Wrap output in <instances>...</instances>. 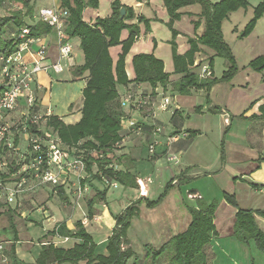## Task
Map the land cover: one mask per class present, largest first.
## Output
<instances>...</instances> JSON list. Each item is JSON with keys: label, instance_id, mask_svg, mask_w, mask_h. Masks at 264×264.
Masks as SVG:
<instances>
[{"label": "trees", "instance_id": "16d2710c", "mask_svg": "<svg viewBox=\"0 0 264 264\" xmlns=\"http://www.w3.org/2000/svg\"><path fill=\"white\" fill-rule=\"evenodd\" d=\"M163 1L170 17V26L182 17V9L195 5L201 7L200 15L190 14L197 20L192 21L196 35L188 39V51L184 55L176 54L173 58L176 74L183 75L181 80L173 84L170 81V75L165 71L164 62L152 54H139L133 58L135 77L133 80L129 79L126 68L127 56L141 36L140 24L144 23L146 29H149V22L142 16H137L132 7L123 5L119 0H112L111 14L106 18H98L94 24H89L84 20V11L86 8L98 9L99 0H61V9L67 12L66 32L70 39L80 41V48L85 57L84 64L74 69V75L76 77L86 76L87 84L83 90L80 121L67 125L59 117L52 115L46 119V126L58 135L63 144L70 147H78L82 144L81 148L92 152V155L86 156L90 184L95 181L102 184L101 176H104L126 189L139 187L137 177L132 172L134 167H127L122 171L111 167L119 161L115 151L119 148L117 145L121 144L120 131L124 111L120 104L118 90L120 87H128L130 84H148L154 90L158 87L166 90L171 85L174 91L182 95H189L192 89L210 92L218 81L215 78L201 79L199 74L190 71L197 55L206 50L213 52L215 57L218 56L228 61L230 70L223 77V81H231L237 72L231 49L223 38L222 23L232 12L246 8L248 6L246 0H220L215 4L210 0ZM35 3V0H0V11L6 4L15 7L7 11L5 15L0 14V58L17 52L20 44L18 36L23 29H30L32 37H41L52 31L51 27L38 20ZM123 9L126 14L122 18ZM263 16L264 1L256 8L255 18L246 27L242 37H247L256 22ZM133 21L137 23L130 24ZM202 22H204V29L198 35L197 31L202 26ZM124 31H127L129 35L127 39L122 40L121 36ZM172 31L174 36L178 35L176 31ZM173 46L175 49L174 43ZM116 47L121 48V53L114 66L110 50ZM214 56L209 57L208 60L212 62ZM249 66L255 72H263L264 56L252 61ZM1 71L0 62V95L4 90ZM196 134L193 133V135ZM15 143L17 144L18 141L16 140ZM173 183L174 180L165 186L164 193L158 201L150 202L147 199H140L115 217L116 226L107 246L108 255L96 254V244L91 235L87 233L82 221L76 223L74 230H70L65 223H62L48 236L68 237L80 241L81 244L70 250L56 248L53 244L44 246L41 248L42 252L36 264L68 262L72 264L82 262L84 264H129L132 259L136 261L137 257L128 239V230L131 228L132 221L139 215V207L142 204L149 209L157 207L168 195ZM96 192L95 198L88 203L87 219L89 221L95 217L94 205L106 201L108 189L96 190ZM58 194L63 197L62 191ZM224 199L227 204L238 209L232 236L245 244L254 242L256 248L264 254V232L257 226L256 221V216L264 218V211L239 209L235 197L229 194H225ZM197 200V207L188 209L191 222L186 232L174 236L158 251L147 248L148 256L169 258V264L211 263L209 249L211 241L217 236L215 214L218 203L214 201L208 204L202 199ZM1 233L12 236L9 238V241L13 243L9 252L11 263L22 264L14 250V244L18 241V233L13 218L10 226Z\"/></svg>", "mask_w": 264, "mask_h": 264}, {"label": "crops", "instance_id": "0c3cea01", "mask_svg": "<svg viewBox=\"0 0 264 264\" xmlns=\"http://www.w3.org/2000/svg\"><path fill=\"white\" fill-rule=\"evenodd\" d=\"M35 1L36 14H38L42 9L61 8V0ZM109 1L111 8L112 0ZM119 1L123 5L132 7L137 16L141 15L140 12L142 7L146 5V3H149V0ZM263 1L264 0H262V2ZM102 2L106 1L99 0L100 4ZM193 7L194 6L184 8L181 12L185 16L186 14L199 15L198 13L192 12ZM98 11L99 8H86L84 11V20L89 24H94V22L100 18ZM194 19H196V17H194ZM131 23L134 22H130V24ZM202 29H204V23L197 31L198 35L203 32ZM140 30L142 33L141 26ZM53 32L54 31L52 30L49 34L42 36V44L45 48H47V55L49 61L51 62L56 61L59 53L56 34H52ZM128 35V32L124 31L121 36L122 40L127 39ZM142 40L143 36H140L137 42ZM71 44L73 47L74 67L66 69V71L62 74H55L51 71L47 73L43 72L36 78L39 112L46 114L50 111L52 115L59 117L67 125L76 124L80 121L79 119H81L83 90L87 84L86 76L76 77L74 75V69L82 66L85 62L84 53L80 48V41L78 39H71ZM188 49L189 45L187 40L186 51H188ZM206 52L208 55H214L211 51L206 50ZM134 77L132 78L129 76V79L133 80ZM249 77H252L255 88L253 89V94H250L251 96H248L245 99V105L247 106H243L245 108H242L244 109L242 112L235 113L234 110L229 107L230 105H226L224 110L218 106H212L208 109V111H210V109L216 108L217 110L212 112H220L219 114L222 118L221 128L224 130L227 129L228 133L225 142L226 148L228 142L231 146L234 145L235 154L237 156L234 161L225 158L223 163L219 162L216 167L211 170H206V168L193 169V164L186 160L188 152L194 143V140L191 141L192 137H196L201 134H199L200 132L181 130L183 128H181L182 120L180 119V109L177 108L173 110L174 106L178 104L173 101L174 104L172 105L170 112H167L171 114L169 124L160 118L159 113L162 112L158 110L157 105L161 101L162 96L160 94V90L163 88L158 87L154 90L148 84H130L128 87H121L122 89H118L120 93V101H122L128 94L146 97L151 96L153 101L152 106L140 112L129 108L123 110V118L125 120L121 124V144L115 151L119 161H117L113 167L118 171L125 170L127 167H134L132 172L136 175L139 185L136 189H126L121 185L119 186L122 187L124 194L127 191L129 192L130 190H133V194L131 196L132 198L126 208L140 199H147L150 202L158 201L164 193L166 188L165 186L174 180L173 186L168 195L157 207L149 209L145 206V204H142L139 207L140 214L132 221L131 228L128 230L130 247L134 250L137 260L135 261V259H132L129 264H169V258H154L153 255L148 256L146 251L147 248H152L158 251L174 236L184 233L188 229L191 222V216L185 206V201L181 193V187L188 181L200 178L202 175L206 174H212L213 178L216 177V175H224L227 176L231 185L236 186L239 185L238 183L248 185L249 183H254V190L257 193L264 194V71L260 73L253 71V75L252 73L247 74L246 82L250 80ZM250 87L251 82H247L245 85H238V87H236V85H232L231 90H242L245 92L252 90ZM78 100L82 101V105L79 107L80 109H78V111H74L73 107L75 106V102ZM19 115L20 111L8 115L6 117V121L16 120L19 118ZM75 115L77 117L76 122L69 121V117ZM133 120L143 128V132L141 134L136 133L133 129L129 128V122ZM237 122H244L246 126L243 129L241 128L236 131L235 125ZM170 126L173 127V129H171ZM156 127H160L162 129L160 134H155L154 130ZM176 133H187L189 134V137L182 138L177 143L175 142L172 145H169V138ZM193 133L197 134L193 135ZM229 138H231V141H229ZM16 140L18 141L17 144L15 143ZM27 140V136L25 135L14 137L11 135L8 139L9 142L15 143L18 151L17 153L21 154L27 151ZM154 143H156V152L152 155L149 153V146ZM145 153H147L146 159H144ZM247 153L250 154V156L247 157ZM169 154L177 155L179 163L174 164L169 162ZM12 156L13 154L10 153L7 146L4 145L0 150V162L9 166V164H12L13 160L16 159L14 158L12 160ZM125 157L127 159H124ZM143 163H148L149 167H151L150 174H144V178L142 176L143 174H140L141 172L139 169L140 164ZM165 163L178 166V169L182 171L181 175L179 174L180 172H177L176 175L172 174L171 169L166 166ZM163 165L165 166L164 168ZM227 167H230L233 170V174L228 172L229 170H227ZM8 169L11 170H8L11 174L15 172L14 166H9ZM95 171H97V169ZM230 179H234L235 182L230 181ZM4 180H6V182L13 181L9 174L4 176ZM72 183L73 182L70 181L68 184L58 189V193L59 191L63 192V197L59 196L58 193H55L52 187L45 186L34 193L24 196L21 199L22 207L19 210L14 209L17 215H19L20 220L24 222L16 227L18 241L14 244L16 257L22 264H36L42 252L41 248L49 244H53L56 248L64 250L73 249L76 245L81 244L80 241L70 239L68 237L62 238L48 236L49 233L62 223H65L70 230H74L76 223L79 221H82L86 228L92 225L100 231L97 236H91L97 246L96 254L104 256L108 255L107 249L103 252H97L99 250V246H108L109 239L113 233L112 231L116 226L114 214L108 208V203L106 201L96 203L94 205L95 217L91 221L87 219L88 203L95 198L97 194L96 190L102 191L105 188L102 184L95 181L91 184V190L80 202V205L75 206L73 204ZM259 184H261V187H259ZM95 188L96 190H94ZM231 189L232 188L227 190L225 194L232 191ZM110 191L111 189L108 190L106 200ZM124 194H122V196H124ZM176 194H179V197H177ZM201 196L202 195L198 190H190L189 197L196 200V207L198 204L197 199H202L205 202H208V204L212 203L208 200L206 201ZM247 202V206L239 204V209L264 211V198L260 197L258 194H255L254 198H250ZM100 204L107 207V209L102 213H99L96 208ZM38 205H42V207L46 209L47 214H43V216L47 222L51 220V222L55 224V227L53 230H47L43 227L44 222L41 223L40 226L44 230L45 234L38 239L37 242H35L32 238L26 235L28 230L26 224L28 222H32L30 221V218L36 211L35 206ZM50 206H53V208L58 212L55 213L54 209L52 210ZM126 208L120 213H123ZM237 211L238 209L225 203L221 213H227V219L223 224L219 221L222 215L218 216V212H216L215 225L217 229V236L210 244V264H264V255L259 257V253H257L259 251L254 242L245 244L237 241V239L232 236ZM120 213H116L115 215L118 216ZM152 215H155V217ZM256 221L258 224L257 226H259V228L264 232V218L256 216ZM4 229L0 230V235H2L1 232ZM133 234L136 235L135 238L133 237ZM2 242H6V240ZM3 245L5 250L3 255L0 256V264H12L9 252L13 243L8 241ZM136 247H138L139 252H136ZM5 252H7V256L5 255ZM64 264L72 263L68 262ZM81 264L84 263L82 262Z\"/></svg>", "mask_w": 264, "mask_h": 264}, {"label": "rangeland", "instance_id": "374dc122", "mask_svg": "<svg viewBox=\"0 0 264 264\" xmlns=\"http://www.w3.org/2000/svg\"><path fill=\"white\" fill-rule=\"evenodd\" d=\"M106 2H102L99 4V16L100 18H106L109 16L111 12L110 8V1L103 0ZM212 3H218L220 0H210ZM248 2V6L246 8H240L234 12H232L227 19H225L222 23V33L223 38L226 44L230 47L232 52V57L235 60V66L237 68V72L235 73L234 77L231 81H223V77L226 73L230 70V65L228 61L225 59L214 56L213 54H207V52H202L201 54L197 55L196 61L193 66L190 67L191 73L200 74L202 68L205 66H209L210 71L212 72V76L209 78H215L218 81L217 85L214 87L213 90L208 92L207 90H190L189 95H182L179 92L173 90V86H169L166 90L161 89L160 94L163 96H168L177 103L178 105L174 106V109L179 108V113L181 114L180 119L182 120V127L181 130L191 131V132H200L198 136L192 137L191 141L194 140L192 147L188 152L187 161L193 164V169H205L211 170L215 168L216 165L220 162H224L225 158L234 161L237 157L235 154V146L230 145L227 143L226 148V137H227V129H222L221 125V116L220 112L214 113L216 108L210 109L209 107L218 106L222 110L225 109L226 105H230L229 107L234 110L235 113L242 112L245 108L243 106H247L246 98L251 96L254 92V81L252 77H249L250 80L247 82H251V89L249 91H242V90H231L232 85H245L247 74L252 73L253 70L250 68V63L260 57L264 56V16L259 19L252 32L247 37H242V34L245 32L250 25V23L254 20L256 14V8L261 4L262 0H246ZM17 7V6H16ZM15 7L6 4L0 14L5 15L7 11L13 10ZM190 9V8H189ZM188 9V10H189ZM182 11V10H181ZM193 13H201L200 5H195L192 8ZM141 15L149 22V29H146L145 24H140L142 28L141 36H143V40L137 42L133 48L131 49L130 53L126 59V68L128 75L130 77H134V69L132 60L136 55L139 54H152L157 57L159 60H162L165 65V71L167 74L170 75V81L173 84L174 82H178L181 80L183 75L176 74V68L174 63V56L177 55H184L186 51L187 40L189 38H194L196 35V31L194 29V25L192 21L197 20L190 14H183L182 17L175 21L170 26V17L168 15L167 10L165 9L164 1L163 0H149V3H146L141 9ZM137 23L136 21H133ZM204 23V22H202ZM178 33L177 36L173 35V31ZM52 34L55 35L53 32ZM175 45V49L173 46ZM121 52V48L116 47L112 48L110 51L111 58L113 60L114 66L117 63L119 53ZM213 57L212 62L208 60L209 57ZM200 76V75H199ZM201 79H208L202 78ZM1 79V77H0ZM178 80V81H177ZM121 88V87H120ZM122 89V88H121ZM174 104V103H173ZM82 101L78 100L75 102V106L73 107L74 111H78L81 107ZM160 118L169 124V119L171 114L170 113H159ZM77 117L72 116L69 117V121L76 122ZM246 126L244 122H237L235 125L236 131L243 129ZM171 127V126H170ZM173 129V127H171ZM231 141V138H229ZM234 142V140H233ZM13 154V153H12ZM246 156H250V154H246ZM147 157V153H145V158ZM16 158L18 160V155L13 154L11 159L13 160ZM171 169L172 174L176 175L177 172L181 170L178 169V166L174 164L165 163ZM165 166L163 165V168ZM151 167H149L148 163L140 164V174H150ZM227 170L230 174H233V170L230 167H227ZM230 181H234V179H230ZM237 182V180H236ZM239 185H231L227 176L224 175H216L213 178V175H202L200 178L193 179L188 181L181 187V193L183 199L185 201V206L187 209L196 207V200L189 197V193L191 189H196L202 195L201 197L204 198L206 201L209 202L217 201L218 208L216 212H218V216H221L220 222L223 224L227 217L226 214H222V210L224 204L226 202L225 192L232 188V191L227 192L229 195L235 197V201L238 205L241 204L242 206H247L250 198H254V195L258 194L260 197L264 198V194L257 193L254 189V183H249L245 185L243 183H238ZM264 185V184H263ZM261 187V184H259ZM122 187H118L117 189H111L106 202L108 203V208L114 214V218L117 217L116 213H120L123 209H125L131 200V196L133 194V190L127 191L124 196ZM179 197V194H176ZM157 199V198H155ZM101 203V202H99ZM229 205V204H228ZM231 206V205H229ZM52 210L54 209L53 206H50ZM233 207V206H231ZM36 211L30 218V221L27 225V232L26 235L32 238L35 242L38 241L42 236H44V230L40 226L41 223L44 222L43 227L47 230H53L55 224L51 222H47L43 216L42 211L39 209L42 208L41 206H35ZM99 213H102L107 207H104L100 204L96 207ZM234 208V207H233ZM140 210V209H139ZM54 212L57 213L54 209ZM121 214V213H120ZM140 214V212H139ZM48 216V215H47ZM155 217V215H152ZM14 219V223L16 227L23 224L17 215L14 207H9L4 203L0 202V230L4 228H8L10 226L11 219ZM87 233L91 236H97L100 231L92 225L86 228ZM3 236V237H1ZM136 235L133 234L135 238ZM12 237L10 235H6L2 233L0 235V243L4 244L9 241V238ZM6 242H2L5 241ZM107 245L99 246V252L106 251ZM97 250V246H96ZM259 251V250H258ZM136 252H139L138 247H136ZM259 257H262L264 254L259 251ZM7 256V252H5ZM264 257V256H263ZM260 259V258H258Z\"/></svg>", "mask_w": 264, "mask_h": 264}, {"label": "built area", "instance_id": "2783aa9c", "mask_svg": "<svg viewBox=\"0 0 264 264\" xmlns=\"http://www.w3.org/2000/svg\"><path fill=\"white\" fill-rule=\"evenodd\" d=\"M38 20L42 21L55 32L58 44V57L56 61H49L47 48L43 46L41 37H32L30 29H23L18 38L20 44L17 52L8 57H1V76L4 90L0 95V150L4 145L8 151L18 155V160H13L14 173H10L8 165L0 162V202L19 210L22 207L21 199L45 186L52 187L55 193L68 182H73V204L79 206L80 202L91 190L88 182L86 156L92 152L78 147L63 144L56 133L47 128L46 119L52 116L39 112V99L37 96L36 78L43 72L62 74L68 68L74 67L73 47L71 39L66 32L67 12L63 9H42L38 13ZM202 78H209L212 72L209 66L202 68L199 74ZM122 109H133L138 112L153 105L151 96H136L128 94L121 101ZM173 101L163 95L157 108L162 113L170 112ZM20 111L19 118L6 121V117ZM125 119L122 117V122ZM121 122V124H122ZM129 128L141 134L143 128L136 122L130 121ZM155 134H160L162 129L156 127ZM27 136L28 148L25 153H17L14 142H9V136ZM189 134H175L169 138V145L177 143ZM117 146L120 147V144ZM156 143L149 146V153L154 155ZM171 163H179L177 155L169 154ZM8 166V167H7ZM96 167V166H95ZM113 167V166H111ZM9 170V171H8ZM10 175L12 182H6L4 176ZM102 177L104 188L117 189L120 185L108 177ZM84 181H87L84 183ZM43 213L46 209H39ZM4 245L0 243V256L4 253Z\"/></svg>", "mask_w": 264, "mask_h": 264}, {"label": "water", "instance_id": "95a60500", "mask_svg": "<svg viewBox=\"0 0 264 264\" xmlns=\"http://www.w3.org/2000/svg\"><path fill=\"white\" fill-rule=\"evenodd\" d=\"M121 14H122V18H123L125 16V14H126L124 9L121 11Z\"/></svg>", "mask_w": 264, "mask_h": 264}]
</instances>
